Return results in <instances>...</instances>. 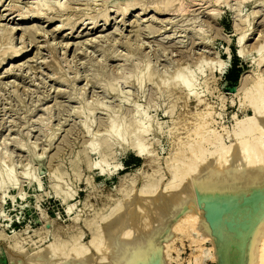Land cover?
Returning <instances> with one entry per match:
<instances>
[{"label":"rangeland","instance_id":"1","mask_svg":"<svg viewBox=\"0 0 264 264\" xmlns=\"http://www.w3.org/2000/svg\"><path fill=\"white\" fill-rule=\"evenodd\" d=\"M44 1L0 0V60L8 58L0 65V264H15L16 257L17 264L35 258L43 264H117L124 255L133 264H249L243 253L251 245V219L244 204L254 189L221 195L234 215L219 236L207 230L203 208L197 226L186 230L177 222L191 213L189 197L181 196L194 184L191 172L212 162L218 142L242 148L248 120L264 104V0H185L186 11L160 15L143 13L158 0H141L125 19L116 7L131 0H53L65 5L62 10L41 6ZM19 51L21 58L11 59ZM234 56L242 71L236 84L226 79ZM219 62H228L225 69ZM147 71L158 75L148 79ZM180 75L190 78L193 90ZM114 121L129 134L124 140L111 130ZM137 139L149 150L143 156ZM193 189L200 200L199 188ZM123 215L133 221L124 230L133 235L131 244L124 231H109ZM243 222L248 227H230ZM24 253L34 256L32 262Z\"/></svg>","mask_w":264,"mask_h":264},{"label":"bare ground","instance_id":"2","mask_svg":"<svg viewBox=\"0 0 264 264\" xmlns=\"http://www.w3.org/2000/svg\"><path fill=\"white\" fill-rule=\"evenodd\" d=\"M51 1H53V0H46V1H44V4H40L41 6H48L49 7V9H53V8H58V9H60V10H62L64 7H65V5H63L61 2L59 3H57V2H51ZM140 1L141 0H131V1H128V3L125 5L124 4V6L125 7H123L122 5H121V7H116V8H118V9H116L117 11H119V12H121V14L123 15V17H124V19L130 14V12L132 11V10H134V9H136V8H138L141 4H140ZM145 1V0H144ZM240 3H245V1H247V0H238ZM142 2V1H141ZM217 2H220V3H227L228 1L227 0H217ZM118 3H119V1H118ZM189 3V2H188ZM146 4V3H145ZM187 3H185V0H158V1H156L151 7H144L143 8V13H148L149 11H151L150 13H153V12H156V13H159V15L160 14H163V13H167V12H179V11H186L187 10V5H186ZM264 4V3H263ZM40 5H38L39 7H40ZM115 5V4H114ZM144 5V4H143ZM66 6H67V4H66ZM69 6V5H68ZM123 7V8H122ZM190 7V6H189ZM142 8V7H141ZM39 13V12H38ZM105 13H106V11H105ZM105 13H104V15H105ZM180 13V12H179ZM40 14V13H39ZM101 14V13H100ZM142 14V13H141ZM257 14V13H256ZM158 15V14H157ZM85 16H86V14H85ZM100 17H102L101 15H99ZM219 16V15H218ZM26 18V17H25ZM103 18V17H102ZM106 18H108V23H109V17H106ZM63 19H65V18H63ZM65 21H67V20H65ZM125 21V20H124ZM70 22V21H69ZM71 23V22H70ZM106 23H107V20H106ZM125 24H127L126 23V21H125ZM65 25V24H64ZM76 25H77V23H76ZM107 25V24H106ZM2 26V25H1ZM11 28V27H10ZM16 28H18V27H16ZM58 28V27H57ZM1 29H2V27H1ZM61 29H63V26H60L59 25V28L57 29V30H61ZM94 29V28H93ZM4 30V29H3ZM16 29L15 28H12V29H10L9 30V34H11L10 36H13V33H14V31H15ZM1 31V30H0ZM10 31H11V33H10ZM0 35H2V34H0ZM247 35L248 34H245L244 36L243 35H241V38L239 39L240 40V42H239V44L241 43V45H243L242 43H244V41H245V39H246V37H247ZM9 36V35H8ZM9 36V37H10ZM12 40V37H10L9 38V40ZM11 42V41H10ZM1 43V42H0ZM132 43V42H131ZM7 44H8V42H7ZM12 44V43H11ZM11 44H9V45H6V46H11ZM128 44V43H127ZM240 47V46H239ZM139 49V48H138ZM241 50L239 51L240 52V55L241 56H243L244 54L246 55V51H245V48H240ZM260 50V51H259ZM258 51H259V53H261L262 51H264V45L263 46H261V48L259 49ZM10 51V50H9ZM8 52V51H7ZM137 52V51H136ZM6 55V54H5ZM239 55V54H238ZM239 55V56H240ZM6 56H8V55H6ZM12 56H13V54H12ZM203 56H205V55H203ZM128 57V56H127ZM130 57H132V56H129V58ZM5 58V57H4ZM21 58V54H20V51H19V54L17 53V55H15V57H11V59H13L14 61L15 60H18V59H20ZM134 58V57H133ZM7 57L5 58V59H3L1 62H0V65L2 64H5V62L7 61ZM57 60V59H56ZM55 60V61H56ZM58 62V61H57ZM57 62H55V64L57 63ZM204 62H207V61H204ZM261 62H264V54L261 56ZM126 63V62H125ZM137 63V62H136ZM220 63V65H221V67H223V69H225V66H226V64L228 63V62H219ZM54 64V65H55ZM149 64V63H148ZM56 66H58V65H56ZM151 66V65H150ZM1 67V66H0ZM148 67V66H147ZM220 67V68H221ZM153 68V67H152ZM202 68V67H201ZM176 70H177V68H176ZM148 71H149V69H148ZM147 71V74H146V78L148 77V79H154V78H156V76L158 75V73L157 72H155V73H157V75L155 74H148L149 72ZM158 71V70H157ZM173 71V70H172ZM189 71H190V69H189ZM226 71V70H225ZM167 72H169V71H167ZM175 72V71H174ZM177 72V71H176ZM145 73H146V70H145ZM163 73H164V71H163ZM181 73H184V72H182L181 71ZM125 74V73H124ZM142 74H144V73H142ZM168 74V73H167ZM148 75V76H147ZM160 75H162L161 73H160ZM185 75V74H184ZM127 76H129L128 74H127ZM168 76V75H167ZM175 76V75H174ZM181 76V75H180ZM142 77H143V75H142ZM153 77V78H152ZM163 77H165L164 76V74H163ZM182 77V76H181ZM127 78V77H126ZM162 78V77H161ZM160 78V82H161V80L162 79H164V78H162L161 79ZM167 78V77H166ZM179 78V76L177 77V79ZM193 78V77H192ZM247 78H248V76H246V74L241 78V81H240V88H242L245 84H246V82H247ZM176 79V78H175ZM176 79V80H177ZM187 79H190L189 77H187ZM187 79H185L184 77H182V79H181V84L185 87V88H187L188 90L190 89V90H193V89H191L192 87H193V85H192V81H189V80H187ZM139 81L141 80L142 82L141 83H143V82H145L144 81V79H138ZM155 80H158V78L157 79H155ZM173 80V79H172ZM176 80H174L173 82H175ZM179 80V79H178ZM130 81V80H129ZM146 81H148V80H146ZM153 81V80H152ZM166 81V80H165ZM170 81V80H169ZM180 81V80H179ZM194 81V80H193ZM127 82V81H126ZM149 82V81H148ZM156 82V81H155ZM154 82V83H155ZM158 82V81H157ZM128 83V82H127ZM130 83V82H129ZM128 83V84H129ZM152 83V82H151ZM162 84H164V83H162ZM176 84H178V83H176ZM126 85V84H125ZM254 85V84H253ZM130 86V85H129ZM133 86V85H132ZM142 86H143V84H142ZM163 86V85H162ZM177 86V85H176ZM179 86V85H178ZM112 87V86H111ZM164 88H165V85L163 86ZM169 87V86H168ZM163 88V89H164ZM239 88V89H240ZM159 90V89H158ZM191 92V91H190ZM194 92V91H193ZM247 93V92H246ZM262 97H264V96H262ZM129 98V97H128ZM126 99V98H125ZM127 103V102H126ZM129 103V102H128ZM125 104V103H124ZM137 104V103H136ZM135 105V104H134ZM142 106V105H141ZM106 108V107H105ZM142 108V107H141ZM111 110H113V109H111ZM121 110V109H120ZM94 111V110H93ZM117 111V110H116ZM119 111V110H118ZM95 112V111H94ZM93 112V113H94ZM139 112V111H138ZM145 112V111H144ZM114 113V112H113ZM146 113V112H145ZM148 113V112H147ZM146 113V114H147ZM211 113V112H210ZM137 114V113H136ZM141 114V113H140ZM146 114H144V115H146ZM205 114V113H204ZM109 115V113L107 114V116ZM114 115L116 116L117 115V113H114ZM112 116V115H111ZM136 116H138V115H136ZM140 116V115H139ZM124 117V116H123ZM109 119L111 118V117H108ZM119 118V117H118ZM135 118V117H134ZM108 119V120H109ZM139 119V118H138ZM113 119H111V122H113L112 121ZM116 121V120H115ZM115 121H114V123H113V125H112V123H111V125H112V128L113 129H111V130H114V133H117V136H119L121 139H123L124 138V136L125 135H129V134H127V133H124V131L123 130H120V128L117 126V124L115 123ZM123 121V120H122ZM142 121H144V120H142ZM124 122V121H123ZM137 122H139V121H137ZM145 122V121H144ZM143 122V123H144ZM118 123V122H117ZM122 123V122H121ZM120 123V124H121ZM140 123H141V121H140ZM140 123H138L139 125H137L138 127L140 126ZM204 123V122H203ZM245 123V121H243V122H241V124H244ZM123 124V123H122ZM125 124V123H124ZM123 124V125H124ZM148 124V123H147ZM208 124V123H207ZM91 125V124H90ZM141 125H144V124H142L141 123ZM149 125V124H148ZM92 126V125H91ZM122 126V125H121ZM128 126V125H127ZM126 127V126H125ZM145 127V126H144ZM152 128V126H149V129H151ZM85 128H89V130H90V126L88 125V124H85ZM111 128V127H110ZM109 128V129H110ZM130 128H131V126H130ZM146 128V127H145ZM197 128V127H196ZM139 129V128H138ZM142 129H144V128H142ZM88 130V129H87ZM128 130H130V129H127V131ZM145 130V129H144ZM130 131H132V130H130ZM137 132H138V130H136ZM139 131H140V129H139ZM126 132V131H125ZM145 132V131H144ZM151 132V131H150ZM215 132V131H214ZM112 133H113V131H112ZM134 133V132H133ZM146 133H148V131L146 132ZM146 133H145V135H146ZM152 133V132H151ZM209 133V132H208ZM92 134V133H91ZM98 134V133H97ZM110 134V133H109ZM109 134H106V135H109ZM148 134H150V133H148ZM244 134L246 135V138L245 139H243V141H241V144H242V148H240L239 147V145L238 146H236V147H238V148H236V150L235 149H233L232 147H229V146H226L225 145V143H223V142H218V145H219V147H220V149H219V151L217 152V154H216V156L213 158V160H212V162L210 163V162H208V161H204V163H203V165L199 168V169H197V170H195V171H192L191 172V176L189 177L190 178V180H192V183H194L193 185L192 184H190L189 186H185L186 187V189H184L183 191H181L182 192V194H181V196H182V198H185V199H187L186 197H189L188 198V201H187V204H188V207H189V209L191 210V213L188 215L187 214V216H186V218L184 219V220H181L180 222H179V220H178V222H177V224H185L184 225V227H189V226H194V222L196 221V215L198 214V212H200L199 210H200V208L202 209L203 208V212L205 213V215L207 216V219H208V221L206 222V226H207V230L212 234V235H217L218 234V232H219V230L221 229V227H222V224L224 223V222H226L227 220V216L229 215H234V213H232V211L234 212V210L232 209L233 207H232V204L230 203V200L229 199H227V198H221V195H230V194H243V193H245V194H247L248 193V195H250L251 193H252V189H254V193L253 194H251L247 199H246V201H245V208L244 209H246L247 210V214H248V216H249V218L251 219L250 220V222H249V224L251 225V227H250V232H249V234L250 235H252L251 236V240H250V243H251V245H250V248H249V250H245L244 251V253H243V260L245 259V258H248V260H249V264H264V104L262 105V106H258V107H256V116L255 117H253V118H251V119H249L248 120V125H247V129H244ZM115 135V134H114ZM132 135V134H131ZM139 135H140V133H139ZM197 135V134H196ZM244 135V136H245ZM109 136H112L111 134L109 135ZM141 136V135H140ZM146 136H148V135H146ZM142 137H144V136H142ZM107 138V137H106ZM120 138H118L119 140H121ZM128 138H130V137H128ZM136 138H138V137H136ZM145 138V137H144ZM209 138H210V136H209ZM104 139V138H103ZM113 140L115 139V138H112ZM135 139V138H134ZM142 139V138H141ZM111 141V142H114V141ZM116 141H117V138L115 139ZM124 140V139H123ZM143 140H146V138L145 139H143ZM213 140V139H212ZM106 141V140H105ZM109 141V140H108ZM121 142H123L122 140H121ZM126 142H127V140H126ZM139 141H138V139H137V144H138V155L139 156H143L144 154H145V151H147V149H146V147L142 144L143 143V141L140 143H138ZM106 143V142H105ZM108 143V142H107ZM118 144H120L119 143V141L117 142ZM116 142H115V144H117ZM197 143V142H196ZM236 143H238V142H236ZM111 144V143H110ZM113 144V143H112ZM117 144V145H118ZM131 144V143H130ZM210 144V143H209ZM121 146V144L119 145V147ZM123 147H124V144L122 145ZM207 146V145H206ZM209 146V145H208ZM148 147V146H147ZM213 147V146H212ZM108 148H109V146H108ZM112 148V147H111ZM113 148H114V146H113ZM148 148H150V147H148ZM192 148V147H191ZM93 149V148H92ZM95 149V148H94ZM123 149H125V151H126V148H123ZM128 149V148H127ZM213 149V148H212ZM96 150H98V149H96ZM95 150V151H96ZM122 150V149H121ZM133 150V149H132ZM130 151H131V149H130ZM149 151V150H148ZM147 151V152H148ZM97 152V151H96ZM151 152V151H150ZM149 152V153H150ZM186 152V151H185ZM112 154V153H111ZM151 155H152V153H151ZM203 155V154H202ZM148 156V155H147ZM150 156V155H149ZM209 157V156H208ZM147 159V158H146ZM149 159V158H148ZM148 161V160H147ZM104 162H106V161H104ZM101 163H103V161L102 162H100V163H97V165L99 166ZM182 163V162H181ZM105 165V164H104ZM121 165V164H120ZM172 168H173V165L171 166ZM121 168V167H120ZM176 168V170H177V167H175ZM185 171V170H184ZM1 172V171H0ZM3 172V171H2ZM182 173H184V172H182ZM130 174V173H129ZM9 175H11V174H9ZM14 176H16L15 174H13ZM26 175V174H25ZM28 175V174H27ZM188 175V174H187ZM187 175H185V176H187ZM190 175V174H189ZM127 176V175H126ZM131 177V176H130ZM174 177V176H173ZM16 178V177H15ZM14 178V179H15ZM125 178V177H124ZM2 179V178H1ZM10 179V178H9ZM17 179V178H16ZM176 179V178H175ZM61 180V179H60ZM172 180V179H171ZM187 180V179H186ZM189 180V179H188ZM16 181V180H15ZM121 181H122V179H121ZM128 181V180H127ZM175 180L173 179V182H174ZM129 182V181H128ZM160 182H162V181H160ZM172 182V181H171ZM183 182V181H182ZM190 182V181H189ZM123 183V182H122ZM126 183V182H125ZM134 183V182H133ZM185 183V182H184ZM187 184V183H186ZM185 184V185H186ZM189 184V183H188ZM0 185H1V183H0ZM16 186V185H15ZM180 186V185H179ZM194 186L195 187H197V188H199V191L202 193V198L199 200L198 198H197V196H196V193L194 192ZM1 188V187H0ZM196 190V189H195ZM180 192V193H181ZM197 192V191H196ZM68 194V193H67ZM178 194V193H177ZM170 195H171V193H170ZM178 195H180V194H178ZM178 195H176L175 194V196H178ZM138 196V194L136 195V197ZM165 196V195H164ZM172 197H173V195H171ZM245 196V195H244ZM146 197V196H145ZM235 197V196H234ZM65 198V197H64ZM138 198V197H137ZM168 198V197H167ZM175 198V199H174ZM176 198L177 197H173V199L176 201ZM179 198V197H178ZM177 198V199H178ZM136 199V198H135ZM146 199V198H145ZM159 199H160V197H159ZM161 199H163V197L161 198ZM160 199V200H161ZM166 199V198H165ZM165 199H163L164 200V202L165 203H167L166 201H165ZM169 199V198H168ZM167 199V200H168ZM170 199H171V197H170ZM138 200H139V198H138ZM138 200H137V202H138ZM159 200V201H160ZM174 200L172 201V199H171V202H174ZM179 200H181V197H180V199ZM179 200H177V201H179ZM182 201H185L184 199H182L181 201H180V203L182 202ZM233 201V200H232ZM139 202H140V200H139ZM147 202V201H146ZM163 201L161 202V203H163V204H165ZM159 204V205H163V204ZM177 203V202H176ZM146 204V203H145ZM151 204H153V200H152V203ZM171 204V203H170ZM175 204V203H174ZM182 204V203H181ZM147 205H149V204H147ZM137 206H140V205H137ZM143 206V205H142ZM154 206V205H153ZM164 206V205H163ZM162 206V207H163ZM167 206V205H166ZM184 206H185V204H184ZM202 206V207H201ZM73 207V206H72ZM141 207V206H140ZM146 207V206H145ZM159 207H161V206H159ZM171 207H172V205H171ZM71 208V207H70ZM156 208V207H155ZM166 208V207H165ZM153 209V208H152ZM157 209V208H156ZM156 209H154L153 211L155 212V210ZM163 209V208H162ZM139 210V209H138ZM143 210V209H142ZM171 210V209H170ZM174 210V209H173ZM237 210V209H236ZM135 211V210H134ZM133 211V212H134ZM156 211H158V210H156ZM160 211V210H159ZM133 212H131V213H133ZM162 212V211H161ZM161 212H159L160 214H161ZM170 213H171V211H169ZM189 212V211H188ZM202 212V213H203ZM173 213V212H172ZM120 214V213H119ZM133 214H135V213H133ZM159 214V215H160ZM166 214V215H165ZM165 214L164 215H162L163 216V220H164V218H166V217H164V216H167L168 214H167V212L165 211ZM132 215V214H131ZM130 215V216H131ZM156 215V214H155ZM158 215V214H157ZM204 215V216H205ZM127 216V215H126ZM124 217V215L122 216V217H124L125 219H122L121 217H116L115 219H114V221H112V224H111V226H110V224H109V226H110V229H109V231H111L112 232V235L113 236H115V235H120L119 233L121 232V231H124L125 230V228L127 229V226H128V222L130 221H126L127 219L126 218H128V217ZM135 216V215H134ZM144 216H146V214L144 215ZM152 216L153 215H151L150 216V218L152 219ZM162 216H160V217H162ZM176 216V215H175ZM175 216H173V217H175ZM133 217V216H132ZM147 217H148V215H147ZM156 217V216H155ZM159 217V216H158ZM158 217H157V219H158ZM159 217V218H160ZM199 217H201V215L199 216ZM145 218V217H144ZM143 218V219H144ZM168 218V217H167ZM176 218V217H175ZM205 218V217H204ZM128 219H130V217L128 218ZM133 219V218H132ZM137 219V218H136ZM148 219L149 218H145V220L146 221H148ZM155 220H156V218H154ZM206 218H205V220H207ZM229 219V218H228ZM134 220V219H133ZM138 220V219H137ZM142 220V219H141ZM160 219H158V221H159ZM166 220V219H165ZM173 220V219H172ZM261 220V221H260ZM152 221H154V220H152ZM170 221V220H169ZM168 221V222H169ZM200 221H201V219H200ZM260 221V222H259ZM130 222H133V221H130ZM129 222V223H130ZM138 222V221H137ZM140 222V221H139ZM155 222H157V221H155ZM154 222V223H155ZM167 222V223H168ZM171 222V221H170ZM259 222V223H258ZM127 223V224H126ZM158 223V222H157ZM176 223V222H175ZM235 223V222H234ZM234 223H232L233 225H234ZM258 223V224H257ZM131 224V223H130ZM129 224V225H130ZM141 224H142V222H141ZM150 224H152V223H150ZM230 224V223H229ZM232 224H230V227L232 228V229H244V228H246V227H248V225L249 224H247L246 222H243V224L241 225V228H237L238 226H232ZM257 224V226H256V230H253L254 229V227H255V225ZM132 225V224H131ZM134 225V224H133ZM224 225V224H223ZM240 225V224H239ZM180 226V225H179ZM195 226H197L196 224H195ZM129 227V226H128ZM178 227V226H177ZM188 227H187V229L186 230H188ZM236 227V228H235ZM132 228V227H131ZM130 228V229H131ZM196 228H198V227H196ZM200 228V227H199ZM251 228H253V229H251ZM174 229H175V225H174ZM182 230H184V228H181ZM203 228H201V230H202ZM227 229H228V227H227ZM138 230V229H137ZM148 230H150V229H148ZM173 230V229H172ZM176 230H179V228H177ZM201 230H199V231H201ZM226 230V229H225ZM108 230H106L105 232H107ZM174 231V230H173ZM180 231V230H179ZM110 232V233H111ZM127 234L125 233V231H124V233H125V235L123 234V236L122 237H124L127 241H128V243L130 242V244L133 242V240H134V238H133V235H132V237L131 238H129L128 236H126V235H129V233H130V230L128 229L127 231ZM133 232V231H132ZM135 232V231H134ZM133 232V233H134ZM204 232V231H203ZM224 232V231H223ZM138 233V232H137ZM142 233V232H141ZM186 233V232H185ZM98 234V233H97ZM136 234V233H135ZM170 234H172V233H170ZM220 234V233H219ZM101 235H103V233L101 234ZM104 236H106V234L104 235ZM135 236V235H134ZM138 236V235H137ZM140 236V235H139ZM139 236H138V238H139ZM168 236V235H167ZM206 236V235H205ZM217 236H219V235H217ZM222 236V235H221ZM107 237H109V236H107ZM119 237V236H118ZM169 237H170V235H169ZM208 237V236H207ZM210 237V236H209ZM112 238V237H111ZM117 238V237H116ZM116 238H115V240H116ZM124 238L122 239V240H124ZM135 238H136V236H135ZM192 238V237H191ZM223 238V237H222ZM97 239V238H96ZM121 239V238H120ZM195 239V238H194ZM207 239H209V238H207ZM211 239V238H210ZM220 239V238H219ZM98 240V239H97ZM97 240H96V242H97ZM100 240H101V237H100ZM103 240L105 241V238L103 237ZM109 240H110V238H109ZM114 240V239H113ZM174 241H175V238L173 239ZM177 240V239H176ZM222 240V239H221ZM95 241V240H94ZM104 241H102L103 243H104ZM107 241V240H106ZM118 240H116V242H117ZM125 241V240H124ZM171 241V240H170ZM199 241V240H198ZM205 241H207V240H205ZM205 241L202 239V244H203V242L205 243ZM100 242V241H99ZM113 242V241H112ZM172 242V241H171ZM195 242V241H194ZM214 242V241H213ZM139 243V242H138ZM144 243V242H143ZM168 243V242H167ZM175 243V242H174ZM200 243V244H201ZM215 243V242H214ZM93 244H94V242H93ZM102 244V243H101ZM122 244H123V242H122ZM135 244H136V242H135ZM134 244V245H135ZM197 244V243H196ZM199 244V243H198ZM199 244V245H200ZM117 245V244H116ZM120 245V244H119ZM168 246H169V244H167ZM234 245V244H233ZM246 245H247V243H246ZM103 246V245H102ZM131 246H133V245H131ZM17 247V246H16ZM16 247H14V249H16ZM107 247V246H106ZM105 247V248H106ZM112 247V246H111ZM130 247V246H129ZM200 247H201V245H200ZM199 247V248H200ZM212 247V246H211ZM210 247V248H211ZM120 248V247H119ZM199 248H197L198 250H199ZM46 249V248H45ZM51 249V248H50ZM112 249V248H111ZM121 249V248H120ZM120 249L119 250H117V252L116 253H119V252H121L120 251ZM169 249V248H168ZM178 249V248H177ZM201 249V248H200ZM208 249V248H207ZM206 249V250H207ZM22 250V249H21ZM20 250V251H21ZM56 250H58V249H56ZM129 250H131V249H129ZM203 250V248L201 249V251ZM99 251H100V249H99ZM119 251V252H118ZM167 251V250H166ZM166 251H164L165 253H166ZM174 251V250H173ZM16 252H19V251H16ZM22 252V251H21ZM20 253V252H19ZM27 253V252H26ZM123 253V252H122ZM129 253V252H128ZM164 253V254H165ZM205 253V252H204ZM23 254V253H22ZM49 254V253H48ZM48 254L46 255V256H48ZM52 254V253H51ZM77 254H78V252H77ZM77 254H75V255H77ZM111 254V253H110ZM120 254V253H119ZM131 254V253H130ZM214 254V253H213ZM239 254V253H238ZM53 255V254H52ZM112 255V254H111ZM126 255H128V254H126ZM208 255V254H207ZM210 255V254H209ZM24 256H27V254L25 255V253H24ZM44 256H45V254H44ZM43 256V257H44ZM78 256V255H77ZM122 256V255H121ZM167 256V255H166ZM201 257H202V255H200ZM20 258H19V263H20V259H21V257L22 256H19ZM28 258H30L29 260H27V261H30V262H32L31 260H33V258H34V256H33V258H31L32 256H30V254H28V256H27ZM52 257V256H51ZM54 257V256H53ZM102 257V256H101ZM106 257V256H105ZM125 255L123 256V257H119L118 259H116V262H117V264H130L131 263V261H130V263H129V261L127 262L126 260H125ZM216 257V256H215ZM231 257V256H230ZM234 257V256H233ZM12 258H14V257H12ZM26 258V257H25ZM27 258V259H28ZM167 258H168V256H167ZM18 259V257H16V258H14V261L16 262L15 264H17V260ZM23 260H24V258H22ZM36 260H34V262L36 261H38L37 263H35V264H43L44 263V259H37V258H35ZM90 259V258H89ZM92 259V258H91ZM95 259V258H94ZM97 259V258H96ZM112 259V258H111ZM128 259V258H127ZM130 259V258H129ZM213 259H214V257H213ZM48 260H49V258H48ZM162 260V259H161ZM165 260V259H164ZM167 260V259H166ZM211 260H212V258H211ZM216 260H217V258H216ZM246 260V259H245ZM244 260V261H245ZM12 261H13V259L11 260V263H12ZM59 261V260H58ZM171 261H172V259H171ZM215 261V260H214ZM21 262H24V261H21ZM29 262V263H30ZM34 262H32V264L34 263ZM55 262V261H54ZM80 262V261H79ZM170 262V261H169ZM226 262V261H225ZM246 262V261H245ZM28 263V262H27ZM135 263V262H134ZM230 263V262H229ZM233 263V262H232ZM231 263V264H232ZM14 264V263H13ZM31 264V263H30ZM49 264H51L50 262H49ZM92 264V263H91ZM132 264H133V261H132ZM168 264V263H167ZM226 264V263H225Z\"/></svg>","mask_w":264,"mask_h":264},{"label":"trees","instance_id":"3","mask_svg":"<svg viewBox=\"0 0 264 264\" xmlns=\"http://www.w3.org/2000/svg\"><path fill=\"white\" fill-rule=\"evenodd\" d=\"M240 60L234 56V62L232 68L228 70L226 74V79L233 84H236L239 81L241 75V68L239 67Z\"/></svg>","mask_w":264,"mask_h":264}]
</instances>
